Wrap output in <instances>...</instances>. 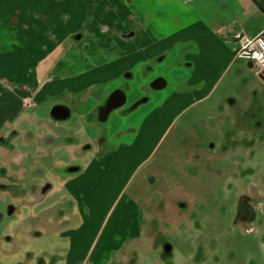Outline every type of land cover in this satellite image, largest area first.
I'll return each instance as SVG.
<instances>
[{"label": "crops", "instance_id": "obj_1", "mask_svg": "<svg viewBox=\"0 0 264 264\" xmlns=\"http://www.w3.org/2000/svg\"><path fill=\"white\" fill-rule=\"evenodd\" d=\"M157 1L153 12L129 9L133 0H0V132L33 113L36 123L72 125L84 140L74 143L71 134L70 143L91 155L63 183L77 200L72 214L79 210L84 222L60 234L69 247L51 264L126 257V246L149 227L152 205L142 189L126 197L124 190L145 166V181L157 182L149 163L177 120L179 134L264 135L263 70L236 54V33L264 30L259 0ZM113 93L124 102L103 118ZM140 99L156 106L140 124H120ZM208 119L213 125L202 122ZM192 150L195 158L212 151ZM107 166L131 170L103 212L96 192L111 183Z\"/></svg>", "mask_w": 264, "mask_h": 264}, {"label": "rangeland", "instance_id": "obj_2", "mask_svg": "<svg viewBox=\"0 0 264 264\" xmlns=\"http://www.w3.org/2000/svg\"><path fill=\"white\" fill-rule=\"evenodd\" d=\"M157 3L133 0L129 9L149 6L154 12ZM143 102L119 123L140 124L154 106ZM33 115L0 132V262L6 264L55 263L69 247L60 234L84 222L79 210L72 214L77 200L63 185L77 174L72 168L88 163L90 153L81 156V146L72 145L84 140L82 134L72 125L36 123ZM178 122L149 163L157 182L145 181V166L124 190L125 197L136 189L147 192L152 207L149 227L115 264H264V135L191 136L176 132ZM203 144L213 152L192 156V148ZM116 170L107 166L111 183L96 192L103 212L128 182L131 167ZM69 213L71 225L61 219Z\"/></svg>", "mask_w": 264, "mask_h": 264}, {"label": "built area", "instance_id": "obj_3", "mask_svg": "<svg viewBox=\"0 0 264 264\" xmlns=\"http://www.w3.org/2000/svg\"><path fill=\"white\" fill-rule=\"evenodd\" d=\"M259 4L264 9V0H259ZM236 37L240 43L237 57L257 63L264 74V30L254 37H248L240 32L236 33Z\"/></svg>", "mask_w": 264, "mask_h": 264}, {"label": "water", "instance_id": "obj_4", "mask_svg": "<svg viewBox=\"0 0 264 264\" xmlns=\"http://www.w3.org/2000/svg\"><path fill=\"white\" fill-rule=\"evenodd\" d=\"M111 101L108 104V109H112V108H117L118 106H120L123 102H124V98L119 94V93H113L111 95ZM55 109H58L57 107ZM58 113V112H57ZM71 170H75V168H72ZM13 213V208L12 210L9 211V214ZM169 250H171L170 247H168Z\"/></svg>", "mask_w": 264, "mask_h": 264}, {"label": "trees", "instance_id": "obj_5", "mask_svg": "<svg viewBox=\"0 0 264 264\" xmlns=\"http://www.w3.org/2000/svg\"><path fill=\"white\" fill-rule=\"evenodd\" d=\"M108 110H109L108 105L106 107L101 108V113L103 114V118L105 117L106 111H108Z\"/></svg>", "mask_w": 264, "mask_h": 264}, {"label": "flooded vegetation", "instance_id": "obj_6", "mask_svg": "<svg viewBox=\"0 0 264 264\" xmlns=\"http://www.w3.org/2000/svg\"><path fill=\"white\" fill-rule=\"evenodd\" d=\"M109 104V103H108Z\"/></svg>", "mask_w": 264, "mask_h": 264}]
</instances>
